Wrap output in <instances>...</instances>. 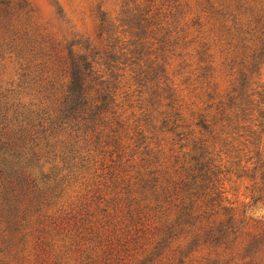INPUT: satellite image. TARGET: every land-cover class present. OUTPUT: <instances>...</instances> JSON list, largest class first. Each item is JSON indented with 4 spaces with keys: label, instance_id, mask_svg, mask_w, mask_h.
<instances>
[{
    "label": "trees",
    "instance_id": "1",
    "mask_svg": "<svg viewBox=\"0 0 264 264\" xmlns=\"http://www.w3.org/2000/svg\"><path fill=\"white\" fill-rule=\"evenodd\" d=\"M122 1L119 23L100 11L103 54L43 34L29 0H0V54L17 76L0 96V264H264V220L240 216L226 185L249 178L264 200L263 15L243 22L208 0L248 52L227 91L209 80L187 101L170 61L211 60L208 22L190 39L154 0ZM124 77L150 91L139 105L121 99ZM253 121L258 161H224L217 144Z\"/></svg>",
    "mask_w": 264,
    "mask_h": 264
},
{
    "label": "rangeland",
    "instance_id": "2",
    "mask_svg": "<svg viewBox=\"0 0 264 264\" xmlns=\"http://www.w3.org/2000/svg\"><path fill=\"white\" fill-rule=\"evenodd\" d=\"M34 8L35 22L40 31L45 35L54 36L59 40H79L81 45L89 46L90 49L97 50L105 54L108 46V35L101 34L99 14L106 12L109 19L119 23L117 18L120 17L122 10V0H29ZM144 1V0H142ZM217 4L222 3L230 7L231 11L237 13L243 22L249 19L256 20L257 16L263 15L264 19V0H212ZM154 7H163V13L172 21L174 26L180 25L187 29L188 33L193 38L198 35V30L194 22L197 17H201L202 21L208 22L204 32L200 35H205L210 45V51L213 54L210 61L200 62L203 67H211L210 70H196L195 76L191 71L196 69L199 64L195 60H186L188 65L180 63L183 61L180 58H174L168 70V77L172 80L181 91V96L187 101L195 99V95L201 90H193L195 87L206 86L207 81L216 83L220 92H225L231 87L233 76L230 74L229 63L233 60L244 56L248 52L245 50L240 36L229 35L226 32L222 19L214 13H205L203 9L208 7V0H154ZM152 2V3H153ZM172 10V12H171ZM171 13L173 16L170 18ZM205 13V14H204ZM206 15V18H205ZM214 26L213 31L210 27ZM173 28V26H172ZM201 38V37H200ZM65 41V42H66ZM255 40L250 41V46L254 45ZM197 49L198 42L196 43ZM193 45L184 48L177 46L176 54L180 52L192 51ZM253 47V46H252ZM77 49V46L75 47ZM3 49V48H2ZM5 50V48H4ZM2 50V51H4ZM7 55V54H6ZM0 54V96L6 94V90L11 88L10 84L17 80L15 76L14 65L9 60L8 56ZM226 57L230 58L227 60ZM181 60V61H180ZM232 60V61H231ZM203 72V73H202ZM257 80L264 81V63L259 68ZM162 72H159L161 75ZM197 75V76H196ZM198 75L200 77L198 78ZM206 76H210L205 80ZM258 77V78H257ZM161 86H165L164 76L158 78ZM150 87V85H148ZM143 88V89H142ZM119 95L121 99H129L133 105H139L141 99L147 98L149 92L145 87H140L129 79L122 78L119 84ZM7 95H11L8 93ZM1 98V97H0ZM141 98V99H140ZM126 102V103H128ZM146 103V101H144ZM142 103V102H141ZM3 106L4 103L1 102ZM13 112L9 111V119L12 118ZM0 112V121H1ZM246 125L238 133L232 135V143L228 146L217 144L216 149L220 151L224 161H241V166L252 167L253 161H258L257 148L250 143V129L247 126L256 128L257 121L245 122ZM248 161V162H247ZM230 164V163H229ZM229 189V197L234 201L240 216H252L253 218L264 220V200L253 203L252 181L246 177H237L235 174L230 175V180L227 181Z\"/></svg>",
    "mask_w": 264,
    "mask_h": 264
}]
</instances>
